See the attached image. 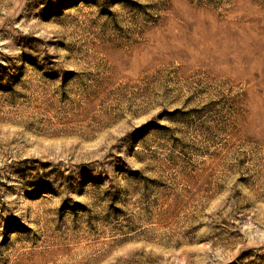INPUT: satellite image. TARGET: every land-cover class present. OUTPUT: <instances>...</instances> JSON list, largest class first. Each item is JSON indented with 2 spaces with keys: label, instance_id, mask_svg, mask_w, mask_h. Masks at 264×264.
Here are the masks:
<instances>
[{
  "label": "rangeland",
  "instance_id": "1",
  "mask_svg": "<svg viewBox=\"0 0 264 264\" xmlns=\"http://www.w3.org/2000/svg\"><path fill=\"white\" fill-rule=\"evenodd\" d=\"M0 264H264V0H0Z\"/></svg>",
  "mask_w": 264,
  "mask_h": 264
}]
</instances>
